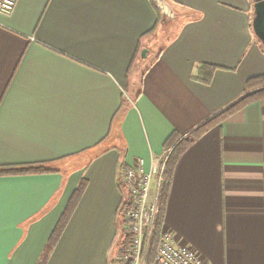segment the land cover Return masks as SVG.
Masks as SVG:
<instances>
[{
	"label": "crops",
	"instance_id": "obj_1",
	"mask_svg": "<svg viewBox=\"0 0 264 264\" xmlns=\"http://www.w3.org/2000/svg\"><path fill=\"white\" fill-rule=\"evenodd\" d=\"M167 2L162 21L151 0H18L0 16V168L53 170L0 177V264H42L83 181L44 264H112L127 245L121 167L162 158L264 76L252 0ZM164 223L206 264H264V99L182 156Z\"/></svg>",
	"mask_w": 264,
	"mask_h": 264
},
{
	"label": "built area",
	"instance_id": "obj_2",
	"mask_svg": "<svg viewBox=\"0 0 264 264\" xmlns=\"http://www.w3.org/2000/svg\"><path fill=\"white\" fill-rule=\"evenodd\" d=\"M17 2L18 0H0V16L11 15ZM169 152L162 158L153 160L149 166L144 160H138L132 165L121 167L120 216L128 243L112 264H149V253L156 237L159 199L165 182ZM152 264H206V261L196 250L176 245L173 235L165 230L159 236Z\"/></svg>",
	"mask_w": 264,
	"mask_h": 264
},
{
	"label": "trees",
	"instance_id": "obj_3",
	"mask_svg": "<svg viewBox=\"0 0 264 264\" xmlns=\"http://www.w3.org/2000/svg\"><path fill=\"white\" fill-rule=\"evenodd\" d=\"M157 14L159 15V20H161V13L160 10L154 4V1L151 0ZM260 43V42H259ZM218 68L204 65L198 68V75L197 79L205 84H210L214 74L217 72ZM258 90L256 92H253ZM246 96L236 102L234 105L229 107L226 111L222 112L221 114L217 115L213 119L207 121L203 125L199 126L197 129L193 130L190 134L185 137H181L178 134H173L166 143L167 151L171 153L169 159L166 163L165 167V182L163 185V191L161 193L159 204H160V212L156 221V237L153 241L151 251L149 253L148 263L152 264L154 258L156 256V250L158 247L159 236L161 232L165 231V213L167 202L169 198L170 186L171 181L173 178V174L175 168L182 158V156L199 140L201 139L211 128L215 125L227 119L230 115L234 112L238 111L239 109L245 107L251 102L264 99V76L256 77L249 79L246 83ZM253 92V93H251ZM53 170L48 165H35L29 167H4L0 168V177H11V176H24V175H34V174H46L51 173ZM86 188V183L83 181L80 186L75 191L73 198L71 199L67 210L65 211L64 215L62 216L59 224L57 225L50 242L48 244L47 250L45 255L42 258V264L46 263L48 254L56 245L57 241L59 240L63 230L66 227V224L70 218V215L74 211L80 197L82 196L84 190ZM125 243H128L125 237Z\"/></svg>",
	"mask_w": 264,
	"mask_h": 264
},
{
	"label": "water",
	"instance_id": "obj_4",
	"mask_svg": "<svg viewBox=\"0 0 264 264\" xmlns=\"http://www.w3.org/2000/svg\"><path fill=\"white\" fill-rule=\"evenodd\" d=\"M156 7L163 13L173 15V10L167 0H153ZM254 4V17L252 29L255 37L264 46V0H252ZM145 53H143L144 55Z\"/></svg>",
	"mask_w": 264,
	"mask_h": 264
},
{
	"label": "rangeland",
	"instance_id": "obj_5",
	"mask_svg": "<svg viewBox=\"0 0 264 264\" xmlns=\"http://www.w3.org/2000/svg\"><path fill=\"white\" fill-rule=\"evenodd\" d=\"M163 20V18L161 17V20L160 21H162ZM173 24H168L167 26H165V25H162L161 26V28H160V33H162V32H167V33H170V31H172V29H176L177 27H178V24L177 25H175L174 27L172 26ZM144 56H147V58H146V63H148L152 58L151 57H153V55L152 54H147V52H146V54H144L143 55V57ZM145 58V57H144ZM149 59V60H148Z\"/></svg>",
	"mask_w": 264,
	"mask_h": 264
}]
</instances>
